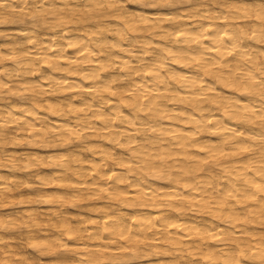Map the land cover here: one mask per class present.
Masks as SVG:
<instances>
[{"label": "bare ground", "instance_id": "6f19581e", "mask_svg": "<svg viewBox=\"0 0 264 264\" xmlns=\"http://www.w3.org/2000/svg\"><path fill=\"white\" fill-rule=\"evenodd\" d=\"M43 256L264 264V0H0V264Z\"/></svg>", "mask_w": 264, "mask_h": 264}, {"label": "rangeland", "instance_id": "374dc122", "mask_svg": "<svg viewBox=\"0 0 264 264\" xmlns=\"http://www.w3.org/2000/svg\"><path fill=\"white\" fill-rule=\"evenodd\" d=\"M4 211L6 212L7 210H4ZM28 251H29V250H28ZM29 253H30V254L33 253L32 250H30ZM31 255H34V253L31 254ZM35 257H36V255H35ZM50 259H51V257H49V256H47V257L43 256L40 262H41L42 264H45V263L49 262ZM43 260H45V261H43Z\"/></svg>", "mask_w": 264, "mask_h": 264}]
</instances>
